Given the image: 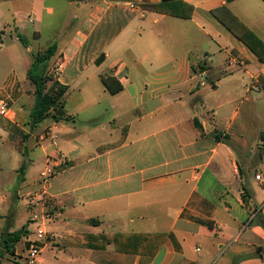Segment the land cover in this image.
Here are the masks:
<instances>
[{"label": "crops", "instance_id": "0c3cea01", "mask_svg": "<svg viewBox=\"0 0 264 264\" xmlns=\"http://www.w3.org/2000/svg\"><path fill=\"white\" fill-rule=\"evenodd\" d=\"M159 1H3L0 100L14 117H0V173L8 162L18 173L26 153L17 244L38 223L57 235L37 264H264V63L211 14L227 7L264 44V2L184 0V19L142 6ZM51 44L49 70L79 102L30 130L26 72ZM107 77L122 89L110 94ZM36 150L43 169L30 177Z\"/></svg>", "mask_w": 264, "mask_h": 264}, {"label": "trees", "instance_id": "16d2710c", "mask_svg": "<svg viewBox=\"0 0 264 264\" xmlns=\"http://www.w3.org/2000/svg\"><path fill=\"white\" fill-rule=\"evenodd\" d=\"M264 2V0H262ZM144 8L167 14L178 18H189L193 8L184 0H161L157 3H143ZM212 16L238 41H240L260 62L264 63V44L255 36L239 19L225 7H219L211 11ZM17 38L23 46L25 41L21 35ZM56 44H51L43 51L32 55L31 64L26 72V79L33 87L34 103L29 112L28 125L32 130L46 120L58 123L68 118L65 116V98L68 88L60 84L49 70V62L56 53ZM204 68V67H203ZM203 70V69H202ZM105 89L110 94L119 92L121 85L113 78L102 79ZM197 127H200L197 124ZM202 129V128H201ZM221 133L215 132L214 137L220 140ZM227 140V136L224 137ZM23 162L18 169L19 176H22L27 166L26 153L23 152ZM26 231L23 227L16 232L2 234L1 242L9 253H14V246L25 237Z\"/></svg>", "mask_w": 264, "mask_h": 264}, {"label": "rangeland", "instance_id": "374dc122", "mask_svg": "<svg viewBox=\"0 0 264 264\" xmlns=\"http://www.w3.org/2000/svg\"><path fill=\"white\" fill-rule=\"evenodd\" d=\"M3 1L4 0H0V15H1V12L4 8ZM1 35L2 34H0V36ZM41 48H43V45H41ZM18 70H19L18 71V74H19L18 77L22 78V80L24 81L25 73L21 72L22 68H18ZM52 73L55 77V70ZM56 73H57V71H56ZM25 88H28V86H26ZM78 102H79V98L77 96V93H71V95L68 96V98L66 99V109L74 110L75 105L78 104ZM33 103H34V98L31 99V106L33 105ZM3 148H4V143L0 142V155L4 151ZM29 158L31 160H34V164H33L32 168L30 169V173H29V176L31 177L32 175L37 174L40 170L43 169V166H42L43 162H42V156L38 150H36L35 153H33V154L31 153L29 155ZM8 163H7L8 167L6 168V166L4 165L5 167L3 168L2 172L0 173V188H1L0 195L7 198V201L6 200L0 201V217L2 220V224L4 223V221H3L4 215H5V221L7 224L6 228H2L0 230V242H1L2 234H5L7 232H16V231L20 230L21 229V226H20L21 219L23 218V220H24L28 216L27 210L25 208L21 207V203H20L21 200H16V197H18V196L15 193V191L17 190L16 188H18V186H19V181H18L19 180V177H18L19 173H16L13 170H11L12 164H10V162H8ZM31 195L32 194H30L29 197H32ZM27 204H28L27 206L29 209L30 206H32L34 203L29 201ZM16 213H17V215H19L18 217H16ZM30 222H32V221L30 220ZM47 222L48 221H46L45 223H47ZM38 225L41 226V224H39V223L36 224V226H38ZM48 225L49 224H46V227ZM42 226H44V228H45V224H43ZM32 229H34V230H30V231H35L36 227L33 226ZM31 238L33 239L34 236L32 235ZM27 247H28V243L24 245L22 242L21 244L15 245L14 253H9L6 251V249L4 248V246L1 243L0 244V264H26L24 261V252H25V249H27ZM48 256H49V254H47L45 252L41 254V257H43V258L48 257Z\"/></svg>", "mask_w": 264, "mask_h": 264}, {"label": "built area", "instance_id": "2783aa9c", "mask_svg": "<svg viewBox=\"0 0 264 264\" xmlns=\"http://www.w3.org/2000/svg\"><path fill=\"white\" fill-rule=\"evenodd\" d=\"M132 6V4H130ZM225 68L226 70H232L234 67L238 65L237 61L234 58H227L225 60ZM59 67V66H58ZM0 117L5 120H12L13 109L11 107L9 99L0 100ZM53 145H55V139L53 138ZM65 160L64 156L60 153H57L50 159V165H47L45 169L40 173L39 182L42 184L43 187H46L49 181L55 175V167L62 163ZM256 180H260V176H255ZM46 221L51 220V216L49 214L43 215V218ZM33 222H38V217L34 215L32 217ZM41 224V223H39ZM36 226V230L33 233L34 238H28V247L25 249L24 252V261L26 264H37L41 260V254L43 252L44 246L48 243H52L57 239V235L47 231L44 226Z\"/></svg>", "mask_w": 264, "mask_h": 264}]
</instances>
